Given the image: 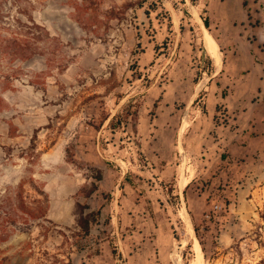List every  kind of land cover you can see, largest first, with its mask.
<instances>
[{"label": "rangeland", "instance_id": "obj_1", "mask_svg": "<svg viewBox=\"0 0 264 264\" xmlns=\"http://www.w3.org/2000/svg\"><path fill=\"white\" fill-rule=\"evenodd\" d=\"M31 177L0 264H264V0H0V201Z\"/></svg>", "mask_w": 264, "mask_h": 264}, {"label": "trees", "instance_id": "obj_2", "mask_svg": "<svg viewBox=\"0 0 264 264\" xmlns=\"http://www.w3.org/2000/svg\"><path fill=\"white\" fill-rule=\"evenodd\" d=\"M205 26L209 27V20L203 18ZM209 64L208 72L212 71V58L207 57ZM137 111H127L126 108L119 110L112 118L110 126L112 129H121L124 124L129 122L130 117L136 115ZM33 144V141H32ZM90 177L94 181L85 184L81 187L78 195L84 196L86 199L91 198L99 189V182L103 179V170L96 166H90ZM89 177V176H88ZM127 181L128 178H126ZM27 181L21 179L18 185L7 192L0 201V244L7 242L12 233L19 230L20 223L27 227L31 225L32 221L40 218H46L49 208V198L44 190V187H37L36 180L31 177L29 181L30 186L42 196L29 203L24 196V186ZM132 184V183H131ZM78 220L77 227L73 231L74 244L77 249H87V243L92 236V230L101 224L102 213L101 210H94L88 201L81 203L77 202ZM50 223H53L50 221Z\"/></svg>", "mask_w": 264, "mask_h": 264}, {"label": "bare ground", "instance_id": "obj_3", "mask_svg": "<svg viewBox=\"0 0 264 264\" xmlns=\"http://www.w3.org/2000/svg\"><path fill=\"white\" fill-rule=\"evenodd\" d=\"M196 17V16H195ZM198 17V15H197ZM199 23V22H198ZM203 24V23H202ZM204 35H205V43H206V47L207 49L210 51V53L212 54V56L214 57V59L216 60V64L219 67L220 63H221V54L219 52V44L217 43V41L211 36V34L208 32L207 27H205L204 30ZM185 161V160H184ZM187 163V162H185ZM187 165V164H186ZM185 167V166H184ZM191 168V167H190ZM194 169V168H193ZM185 170V169H184ZM194 172V171H193ZM187 175V174H186ZM188 185V184H187ZM184 213V212H183ZM190 223V222H189ZM190 225V224H189ZM196 240V239H195ZM194 248L195 251L197 253V255H199V257L202 256V249L201 246L199 244V242L196 240L194 241ZM180 256V255H179ZM196 256V255H195ZM181 259V257H180ZM179 259V260H180ZM196 261V260H195ZM183 262V261H182Z\"/></svg>", "mask_w": 264, "mask_h": 264}, {"label": "crops", "instance_id": "obj_4", "mask_svg": "<svg viewBox=\"0 0 264 264\" xmlns=\"http://www.w3.org/2000/svg\"><path fill=\"white\" fill-rule=\"evenodd\" d=\"M210 33V32H209ZM211 34V33H210ZM212 36V35H211ZM213 37V36H212ZM214 38V37H213ZM215 39V38H214ZM216 40V39H215ZM217 41V40H216ZM218 43V42H217Z\"/></svg>", "mask_w": 264, "mask_h": 264}]
</instances>
